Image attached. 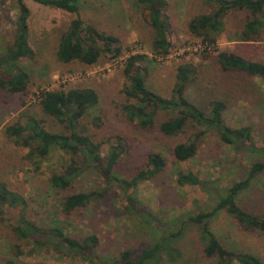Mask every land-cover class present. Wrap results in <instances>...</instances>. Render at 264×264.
Segmentation results:
<instances>
[{
    "label": "rangeland",
    "instance_id": "rangeland-1",
    "mask_svg": "<svg viewBox=\"0 0 264 264\" xmlns=\"http://www.w3.org/2000/svg\"><path fill=\"white\" fill-rule=\"evenodd\" d=\"M166 2V14L171 25L170 54L181 53L186 48L188 51L165 61L150 51L153 31L143 21L135 0H81L80 19L115 37L121 52L115 57L105 54L98 64L84 67L78 62L58 63L55 56L61 32L77 15L25 0L31 12L29 45L34 56L20 60L17 65L28 75L26 93H9L0 88V183H5L10 191L24 197L26 217L39 226L59 225L77 240L94 235L98 245L93 250L95 262L78 255L61 254L52 248L34 249L31 243L14 235L10 223L0 220V264L8 261L17 264H122V252L129 250L131 258L137 259L142 250L153 243V238L163 239L166 248L156 264L216 263L215 258L208 260L203 257L198 229L184 216L212 210L214 198L195 186H179L176 173H193L204 182L216 181L219 190L227 189L244 179L252 164L262 161L263 156L250 152L245 146L227 145L220 140L216 129H206L191 121L186 123L182 133L167 137L160 132L159 125L169 115L161 111L150 128L125 120L121 113V105L126 102L122 90L128 84L124 76L125 63L133 55L145 57L137 65L147 71L146 88L168 98L175 83L177 67L191 62L197 69V77L186 86V100L206 113L210 101H224V123L233 129L250 128L254 145L263 148L264 82L256 76L221 71L216 53L229 50L248 60L264 63V31L257 41H231L237 37L246 18L244 12L232 11L224 18L225 30L217 39L216 50L212 47L209 51L195 52L193 49L201 42L188 34L187 23L195 16L209 13L210 8L203 0ZM16 15L15 0H0V55L12 44ZM204 53H207L206 58H203ZM121 57L126 58L113 72L103 74L99 71ZM78 74V80L60 85L62 77ZM71 88H90L99 98L97 107L90 109L80 121L78 131L94 142L102 143L100 155L103 160L111 145L123 147L113 169L116 182L107 181L99 169L90 166L85 167L71 188L55 190L48 180L54 172L67 165L68 156L52 151L36 171L25 159L28 150L17 146L7 136L9 126L17 122L23 125L30 118L41 120L48 132L66 134L62 125L43 114L38 99L42 92ZM94 119L99 126L93 124ZM200 133L202 135L198 137ZM193 141L197 143L196 155L187 161H176L173 148ZM152 153L161 154L166 166L154 178L138 184L131 192L133 201L128 202V191L120 182L131 180L143 170L147 157ZM81 192H96L100 196L86 208L65 215L60 206L63 198ZM237 204L248 212L264 216V172L238 196ZM9 212L7 216L13 217L14 213ZM210 226L225 249L250 253L264 262V232L245 231L224 211L214 217ZM167 231L175 237L167 235Z\"/></svg>",
    "mask_w": 264,
    "mask_h": 264
},
{
    "label": "trees",
    "instance_id": "trees-1",
    "mask_svg": "<svg viewBox=\"0 0 264 264\" xmlns=\"http://www.w3.org/2000/svg\"><path fill=\"white\" fill-rule=\"evenodd\" d=\"M30 1L50 9L77 15L59 36L55 54L58 63L78 62L84 67H90L98 64L101 56L105 54H110L112 57L121 54L115 37L96 30L80 19L78 12L81 0ZM135 2L140 9L143 21L153 31L150 51L154 56L168 55L171 52L172 43L170 41L171 25L166 14V0H135ZM203 2L210 8L209 13L195 16L187 23L188 34L201 43L213 47L216 45L217 39L225 30L224 18L232 11H241L246 15L242 29L232 41H257L264 31V0H203ZM15 4L17 15L14 22L13 41L5 53L0 55V88L9 93H26L28 75L17 65L20 60L32 59L34 56L29 45L28 22L31 12L25 0H15ZM206 54L204 53L203 58L207 57ZM216 59L223 72L244 73L259 77L264 82V63L248 60L229 50L217 51ZM144 60L143 56L133 55L128 57L125 63L124 76L128 84L122 90L126 102L121 105V113L125 120L143 128H150L154 126L155 118L161 111L169 115L159 125L160 132L167 137H176L182 133L186 123L191 121L206 129H216L220 140L227 145L245 146L250 152L263 156L262 161L252 164L244 179L233 183L227 189L219 190L216 181L204 182L193 173L178 171L176 177L179 186H195L214 198L215 205L212 210L184 215L198 229L205 259L215 258V264H264L253 254L236 253L225 249L210 226L214 217L224 211L245 231L264 232V216L248 212L237 204L238 196L248 189L256 176L264 172V147L257 148L254 145L250 128L233 129L224 123L223 115L226 110L224 101H210L209 110L206 113L186 100V86L197 77V69L191 62L177 67L171 95L164 98L146 88L147 71L137 65ZM38 103L43 114L62 125L66 134L48 132L43 122L35 118H30L23 125L17 122L9 126L6 133L17 146L28 150L25 159L34 166L36 171L48 160L52 151H60L68 156L67 165L60 171L54 172L49 178L51 188L58 191L68 190L85 167L90 166L99 169L107 181L116 182L117 176L113 169L117 165L123 147L119 144L111 145L103 160L100 155L102 143L94 142L89 136L78 131L80 121L99 103L96 92L90 88L45 91L39 96ZM94 120L93 124L99 126L96 123L97 119ZM200 135L202 134L200 133L198 137ZM196 151V141L180 143L173 148V156L176 161L183 162L192 159ZM165 166L166 160L161 154H149L143 170L131 180L121 181L120 185L128 191L126 193L128 202L133 201L131 192L138 184L154 178L163 171ZM98 196L100 194L96 192L67 195L61 201V211L68 216L74 211L86 208ZM26 207L27 202L23 196L10 191L5 183H0V220L12 225V231L19 240L31 243L34 249L52 248L60 251L61 254L78 255L86 257L90 262H95L93 250L98 245L97 237L88 235L82 240H77L69 236L59 225L49 228L41 227L26 217ZM8 211L14 213L13 217L7 216ZM167 235L175 237L171 231H167ZM152 242L150 246L142 250L137 259L131 258L132 253L129 250L122 252L120 255L122 264L158 263L160 253L166 249L165 242L157 238H153ZM7 264L17 263L8 261Z\"/></svg>",
    "mask_w": 264,
    "mask_h": 264
},
{
    "label": "built area",
    "instance_id": "built-area-1",
    "mask_svg": "<svg viewBox=\"0 0 264 264\" xmlns=\"http://www.w3.org/2000/svg\"><path fill=\"white\" fill-rule=\"evenodd\" d=\"M212 47L213 46L206 45L205 43H200L193 50L195 52H199L200 53V52H204V51H209V50L212 49ZM214 48H216V45L214 46ZM185 50L188 51V48L183 49V51L181 53H178V52H174V53L177 54V55L183 54V52H185ZM175 54H170L169 53L168 55L162 57L161 59L164 58L165 61H166L168 59H171ZM157 57H159V56H157ZM124 58H126V57H124ZM124 58L121 57L118 60H114L112 63L107 65L104 69H101L99 71L101 73H103V74H109V73L113 72L116 68L120 67L123 64ZM79 78H80L79 74L75 75V76H72V77H65V78L62 77L59 82H60V85H61V84H65L67 82H73L74 80H78Z\"/></svg>",
    "mask_w": 264,
    "mask_h": 264
},
{
    "label": "crops",
    "instance_id": "crops-1",
    "mask_svg": "<svg viewBox=\"0 0 264 264\" xmlns=\"http://www.w3.org/2000/svg\"><path fill=\"white\" fill-rule=\"evenodd\" d=\"M231 41H232V39H231ZM257 62H259V61H257ZM261 63H263V62H261Z\"/></svg>",
    "mask_w": 264,
    "mask_h": 264
}]
</instances>
